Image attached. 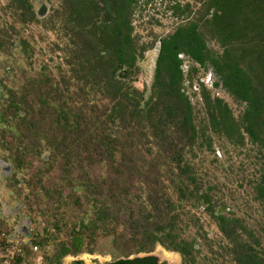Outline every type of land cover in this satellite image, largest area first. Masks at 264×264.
I'll return each mask as SVG.
<instances>
[{
    "label": "trees",
    "instance_id": "16d2710c",
    "mask_svg": "<svg viewBox=\"0 0 264 264\" xmlns=\"http://www.w3.org/2000/svg\"><path fill=\"white\" fill-rule=\"evenodd\" d=\"M195 1L198 7L176 2L170 8L178 21L157 40L146 96L133 84L151 47L134 34L141 0H62L63 28L73 43L65 56L69 74L60 76V83L47 74L42 80L49 87L39 101L53 114L42 117L50 128L34 134V146L45 141L44 162H59L69 181L79 180L83 193L77 200L83 198L91 215L55 245L48 264L81 252L85 238L97 234L112 236L126 254L110 264H157L150 253L156 244L179 252L182 264H198L199 249L184 235L187 204L204 207L215 220L234 264H264V237L237 216L216 214L212 194L203 189L188 156L204 146L214 151L212 133L234 146L250 142L261 156L252 191L264 205V0ZM12 3L21 23L37 21L30 0ZM184 58L193 63L186 71ZM199 69L211 71L213 87L244 104L238 117L198 80L206 112L198 119L185 82L193 85ZM11 93L5 102L11 115L2 112L0 120L22 122L33 111L25 96ZM18 143L23 147L15 160L21 165L27 145ZM99 166L107 169L104 176L93 174ZM75 169L80 173L72 179ZM132 253L146 255L129 257Z\"/></svg>",
    "mask_w": 264,
    "mask_h": 264
},
{
    "label": "rangeland",
    "instance_id": "374dc122",
    "mask_svg": "<svg viewBox=\"0 0 264 264\" xmlns=\"http://www.w3.org/2000/svg\"><path fill=\"white\" fill-rule=\"evenodd\" d=\"M12 2L0 0V114L11 115L5 103L10 99L11 92L25 96L33 113L22 122L19 118L8 123L0 120V227L11 236L19 237L23 249L21 255L12 259L6 257L7 243L0 239V264H48L47 259L54 252L55 245L66 239V234L81 219L91 215L88 205L82 203L83 198L80 202L77 200L83 193L79 180L69 181L59 162H44L49 152V148L43 146L45 141L38 139L40 147L34 146V134L38 131L46 134L45 131L50 128V125H42V117L47 113L50 115L45 116L53 114L39 101L40 94L49 87L42 80L47 74L54 78L55 83H60L59 77L69 74L65 56H68L73 43L63 28L62 0H30L37 21L28 24L19 21L17 8ZM176 2L199 6L195 0H141L134 16V34L139 42L151 46L138 63L139 72L133 82L138 89L145 91L146 96L153 81L157 40L172 32L178 21L170 9ZM210 45L219 48L213 41ZM191 64L184 58L185 71ZM214 79L211 71L199 69L193 78V85L185 82V91L195 106L198 119L206 116L198 80L210 89L213 96L223 98L233 115L238 117L244 104L224 89L213 87ZM211 136L214 151L204 146L202 150L195 149V156L188 153L200 184L211 192L216 214L237 216L249 229L264 237V205L255 199L252 191V184L259 175V149L248 141L241 147L232 145L224 137L213 133ZM19 140L27 145L21 165L15 160L23 147L19 145ZM106 172L104 166H99L93 174L104 176ZM79 173L80 169H75L71 178L78 177ZM183 210L186 222L184 235L193 240L199 249L198 264H234L224 252L227 240L204 207L187 204ZM150 253L157 256L160 264H182L179 252L160 244H156ZM125 255L114 246L112 236L97 234L91 240L86 237L83 250L64 256L61 264H71L75 260L86 264H110ZM136 255L146 253H132L129 257ZM18 257H22V262L17 261Z\"/></svg>",
    "mask_w": 264,
    "mask_h": 264
},
{
    "label": "built area",
    "instance_id": "2783aa9c",
    "mask_svg": "<svg viewBox=\"0 0 264 264\" xmlns=\"http://www.w3.org/2000/svg\"><path fill=\"white\" fill-rule=\"evenodd\" d=\"M0 239L1 240H5L7 243L6 246V257L9 258H14L15 256L21 255L23 252V249L21 247V239H19V237L14 236V235H10L7 232H5V230H2L0 227ZM33 249L36 250L37 246L34 245Z\"/></svg>",
    "mask_w": 264,
    "mask_h": 264
},
{
    "label": "flooded vegetation",
    "instance_id": "af4514ba",
    "mask_svg": "<svg viewBox=\"0 0 264 264\" xmlns=\"http://www.w3.org/2000/svg\"><path fill=\"white\" fill-rule=\"evenodd\" d=\"M71 264H86V263H84L82 260H75ZM157 264H160L159 261Z\"/></svg>",
    "mask_w": 264,
    "mask_h": 264
}]
</instances>
